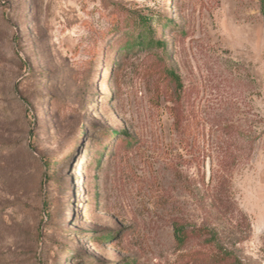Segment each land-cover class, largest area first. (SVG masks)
Here are the masks:
<instances>
[{"label":"rangeland","instance_id":"374dc122","mask_svg":"<svg viewBox=\"0 0 264 264\" xmlns=\"http://www.w3.org/2000/svg\"><path fill=\"white\" fill-rule=\"evenodd\" d=\"M0 200V264H264L260 1L0 0Z\"/></svg>","mask_w":264,"mask_h":264},{"label":"trees","instance_id":"16d2710c","mask_svg":"<svg viewBox=\"0 0 264 264\" xmlns=\"http://www.w3.org/2000/svg\"><path fill=\"white\" fill-rule=\"evenodd\" d=\"M259 1H260V5H261L262 14L264 15V0H259ZM148 23H149V19L144 18V17H140L138 26L148 29V27H149ZM139 35H140V38H139L137 44L139 46H142V44H143V40H142V36H141L142 34L139 33ZM126 47H128V45H126ZM47 179L50 181L49 176H47ZM3 202L4 201L0 200V207L3 204ZM14 207H15V202H12V203L7 202L4 205L3 212H0V230H2L3 228H8V227L13 229V230H17V231H19L20 237L24 240L27 237V231H26V226L24 225V222L23 221L18 222L16 219L9 217L10 215H8L4 212V211L10 210V209L13 210ZM6 218L7 219L10 218V220L9 219L6 220ZM39 238H40V230H38L36 235L34 236V239L37 241L39 240ZM225 253H226V251H225ZM56 262H57V259H56Z\"/></svg>","mask_w":264,"mask_h":264}]
</instances>
